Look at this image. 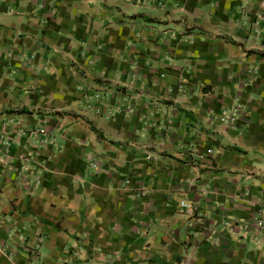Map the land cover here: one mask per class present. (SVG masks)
<instances>
[{"label":"crops","instance_id":"crops-1","mask_svg":"<svg viewBox=\"0 0 264 264\" xmlns=\"http://www.w3.org/2000/svg\"><path fill=\"white\" fill-rule=\"evenodd\" d=\"M260 212L264 0H0V264H264Z\"/></svg>","mask_w":264,"mask_h":264},{"label":"built area","instance_id":"built-area-1","mask_svg":"<svg viewBox=\"0 0 264 264\" xmlns=\"http://www.w3.org/2000/svg\"><path fill=\"white\" fill-rule=\"evenodd\" d=\"M44 134V133H42ZM183 207L188 208V206L183 205ZM255 227L258 230V235H261V238H264V212L258 213L256 217ZM42 244V239L40 237L36 238L34 248H30L31 251H35L39 245Z\"/></svg>","mask_w":264,"mask_h":264}]
</instances>
